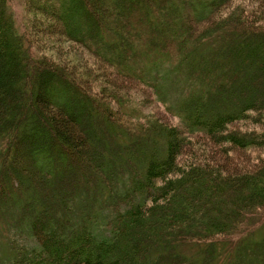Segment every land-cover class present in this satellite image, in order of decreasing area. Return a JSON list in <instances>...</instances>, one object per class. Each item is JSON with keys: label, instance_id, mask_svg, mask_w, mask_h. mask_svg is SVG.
<instances>
[{"label": "trees", "instance_id": "trees-1", "mask_svg": "<svg viewBox=\"0 0 264 264\" xmlns=\"http://www.w3.org/2000/svg\"><path fill=\"white\" fill-rule=\"evenodd\" d=\"M231 1L21 0L169 123L85 91L0 0V264H195L181 245L210 256L264 211V13Z\"/></svg>", "mask_w": 264, "mask_h": 264}, {"label": "rangeland", "instance_id": "rangeland-1", "mask_svg": "<svg viewBox=\"0 0 264 264\" xmlns=\"http://www.w3.org/2000/svg\"><path fill=\"white\" fill-rule=\"evenodd\" d=\"M7 1V8L12 10L16 25L21 32L26 31L27 23L30 22L28 25H32L30 30L33 38L29 37L30 39L26 40L28 48L36 50L48 62L59 65L60 69L76 79L85 91L101 101H108L112 110L117 109L118 104L112 98L105 99V97L114 93H125L130 102L137 103L138 108L145 113L160 119L162 122H174L162 106L154 103L149 89L135 82L118 78L103 62L78 45L66 41L60 33L55 31L57 28L53 27L52 20L48 18L45 12L23 9L21 0ZM236 6L246 12L260 11L262 14L264 13V0H232L229 4L230 10ZM31 52L29 53L30 56L36 53ZM12 53V56L15 55L13 50ZM236 126L241 125L237 124ZM259 128L263 129L264 127ZM256 151L255 148H250L240 154L232 152L230 158L235 166H240L242 163L250 166L258 157ZM260 212L256 217L251 218V224L248 228L228 238L226 237V239H221L217 251L210 253V256L203 258L201 250L196 252L190 243L181 245L179 250L186 257L192 256V262L195 264H264V211ZM5 236L9 237V232H6L5 226L1 225L0 243L3 242ZM0 256L2 257L1 252Z\"/></svg>", "mask_w": 264, "mask_h": 264}]
</instances>
